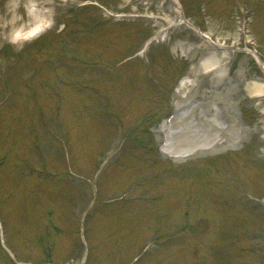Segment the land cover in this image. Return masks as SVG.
<instances>
[{"label": "rangeland", "instance_id": "rangeland-1", "mask_svg": "<svg viewBox=\"0 0 264 264\" xmlns=\"http://www.w3.org/2000/svg\"><path fill=\"white\" fill-rule=\"evenodd\" d=\"M92 1L100 2L103 7L91 6L86 2H82V0H0V78H6L7 74L10 73H19V68H23L25 65L20 63L23 56L27 58L28 63L31 62L34 65H31V68L28 69L30 72H26L30 75L40 65H52L53 61L51 59H53V56H51V53L58 55V51L61 49L60 42L56 40L58 39V32L63 30L64 17L70 15L76 17L80 12V8L84 12L79 19L73 22L72 20L69 21L70 30H94L90 28L94 24L82 28L85 24L84 16L94 17L92 22L100 20L113 23V28L110 27L113 30V38L111 36L109 38V35L99 34L94 39L79 38L80 35L68 38V49L77 58L68 57L67 60L69 66L74 68H76V62H86L78 56V52L87 57L89 55H101L97 57L98 60H101L99 64H106L105 52L111 38L113 39V55L111 54V58L122 59L127 56L133 50L134 45L141 43L138 39L131 40L130 34L132 36L136 35L137 32L142 31L141 28H145L148 32V29L154 27V23H149V26L141 21L132 22L131 19L123 17L122 14L133 11L158 13V11L165 8L163 0ZM188 2L193 5L197 4L196 0H188ZM190 8L191 5H188V10ZM201 8L199 11H194L193 15L195 16L193 18L198 19L200 27L204 31L210 33L216 40L225 42L226 45L237 42L235 38L237 23H235L233 17L236 10L235 5L227 4V0H202ZM108 10H112L113 15H110ZM38 13L45 17L52 16L54 24L39 38L34 51L31 53L25 51L28 54L18 56V61L15 64L12 54L19 55V50H22L27 42L31 40L14 43L12 33L19 27L29 26L28 24L37 19L36 14L38 15ZM246 13L252 19L250 35L247 32V29L249 30L248 23L247 29H245L247 37L251 41L254 40L250 43L258 50L264 65V0H255V6L253 7L246 6ZM129 26L135 27V29H131ZM186 30H188L187 41L191 45H197V48L192 46V49L188 51L187 48L174 46L173 41L175 39L173 37L169 41H163L158 46H154L155 48L153 47L154 49L148 53L147 58L146 56H140L132 64L125 63L119 66L117 64L120 63L113 62L112 90L113 102H117L116 106L108 96L96 97L98 98L97 104H102L100 113L97 112L98 114L94 115L96 117L111 115L113 135L116 136V138L113 136L114 144H119L126 133L131 134L135 142L148 143L141 151L135 150L138 147L136 144H129L131 150L117 152L125 155L127 160L133 157L132 153L140 154V156L143 153L145 155L149 153L150 159L146 158L149 160L142 164L138 159L133 158V164L136 163L137 167L132 178L136 179L141 172L143 173L142 177H145L144 184L135 189V195L141 194L142 200H136L139 203L137 205L139 208L137 212L128 215L126 226L122 230L119 241L114 240L116 237L113 238V241L110 238L113 231L109 228V223L112 221L108 214H96L98 215L96 224L91 222V225L88 226V222L86 223V230L84 231L83 228V234L87 248L92 249L97 256V259L91 261L88 258L87 264H126L135 256L141 245L150 240L152 235L159 237L163 234L167 238L174 227L181 229L177 231L178 233L176 232L175 236L177 237L170 235L163 247H152L141 258L140 263L134 264H264V95H254L256 91L253 84H251V80H248V77L260 71L262 72V68L251 53L233 49L228 52L207 50L205 48L207 42L200 40L193 30L189 28ZM238 43L242 44L243 47L246 44L243 39H240ZM50 45L53 47H49ZM157 47L161 51L158 52ZM162 47L164 48L162 49ZM208 54H217L216 56L222 60L223 67L229 72L228 78L226 76L218 77L216 74L206 76L202 73V65L199 63ZM62 55L60 54L58 57L62 59L65 56ZM54 63L58 64L60 60L58 61L55 57ZM14 64L15 69L13 70ZM43 68L44 72L41 75L38 73L35 80H43V83L48 80L50 89H53L54 85L50 82L53 76L50 77L47 66H43ZM102 68L103 66L100 70ZM56 71L63 75L64 67L60 65L56 68ZM81 71L85 74L86 69ZM75 72L79 73L77 69ZM188 74L190 76L195 75L201 80L198 79L197 85L194 86L192 93L189 95L191 100L196 102L194 103L196 105L195 115L191 114V117L198 116L201 121L204 118L200 112L201 109H205L204 112L208 116L211 115V117H214L215 113L220 110L221 112L217 116L222 121L236 125L234 131H240L239 134L236 133V135H240V141L234 143L231 140L225 143L222 146L223 148L199 152L189 159L173 160L158 149V143L162 140L160 126L166 113L173 111L174 107L177 106L179 93L173 89L175 80L179 76ZM97 84L106 89L107 81L101 78ZM31 87L29 96L33 97L36 88L33 85ZM76 94L78 93L76 92ZM36 96L35 103L33 100H31V104L29 100L20 99L18 103L16 102L7 107L5 114L0 116V144L4 145L6 150L11 146L30 150L32 157L36 160L38 168H35L37 171L52 169L51 172L58 181L60 174H64V171H58L60 167L62 168L60 156L57 153L56 158V154L50 149L49 145L52 140L54 142L57 140L60 143L63 140L61 133L59 134L61 127L60 109L56 114L57 105H61L62 102L46 98L45 93L42 98L39 97L37 92ZM51 104L52 109L55 110V116L51 114L52 109L50 111L52 119L42 112L43 105L48 106ZM116 108L121 113H116ZM75 109V112L78 111V108L75 107ZM80 113L81 110L79 109L78 114ZM114 113L117 114V117L114 116ZM144 113L150 114L146 125L147 130L146 128H132ZM78 114L75 113L72 117L69 114L68 117L64 114V120L67 124L64 133L69 140L65 142V147L67 148V157L70 158L71 163L75 157H79L80 152L83 153L82 149L91 146V142L102 143L103 140L98 139L99 135L97 134L108 131L104 128L101 129L99 126H94L96 124L93 121L87 124L82 119L79 120L81 125L82 121H85L83 126L80 125V122L78 123V119H75L78 123L76 127L77 123L73 124L72 118L77 117ZM50 120H52V124L49 123ZM116 121L120 126L114 123ZM124 126H126L125 129ZM8 133H11V135L6 142L5 139ZM12 134H14V137L10 141ZM40 135H42V140ZM231 135L232 133L226 134L228 138H232ZM234 137L237 136L234 135ZM39 143L45 145L44 148L46 147V153L48 152L54 162L53 165H44L45 158L39 149ZM57 147L58 144H55L54 149L56 151ZM115 148L113 145V150ZM89 151L90 149H87L85 155ZM92 156L95 158L96 165L102 157V152ZM21 158H25L24 153ZM13 161H15L16 166L22 168L24 166L22 162L8 160L6 163L8 168L0 173V176H3L8 171L9 177L4 180V184L7 186L5 191L8 192L10 197L7 206L0 199V225L3 232V246L21 261L33 262L35 260V264H52L47 261L49 257H52L58 264H81L80 260L83 256L84 245L81 242L74 241V237L79 235L78 219L81 217L82 209L88 205L83 206L81 203H86L88 200L90 202L93 193L88 196L86 188H82L78 192L76 186H81V183H79V179H74L75 175L69 178L65 177L62 188L51 186L44 183L43 180L40 185V187L42 186L41 189L37 190L33 183L24 182V179L22 182L21 180L17 181L14 171H12L14 168L17 172V167H14ZM26 164L27 166H33V164L29 165L28 162ZM27 166H24V168L31 170V167ZM69 167L72 172L79 173L77 163H72ZM81 168L87 171L86 166L82 164ZM128 169V167L119 168V176H127ZM112 173L109 172L106 177L108 178ZM175 174H177V177L181 175L182 178L173 177ZM190 174L194 176L192 184L201 186L197 191L191 190L189 187L191 182L184 179ZM212 184L213 187H210ZM73 186L75 187L73 188ZM167 190L170 193H166ZM54 191L56 192L54 197L47 194ZM117 192L119 191L116 190L114 194ZM7 196L5 194V198ZM193 198L200 201L197 209L203 208L202 210H204L206 208V210L213 209L215 211L213 218H211L212 221L206 223L208 227L205 235L198 236V239L193 231L188 233L184 219L185 214H180V210L185 208L183 201L192 200ZM41 199L57 200L54 205L61 207L62 213L57 221L61 223L59 225L61 229L55 230L54 237L53 228L46 227L45 233L42 235L40 222L33 224L34 218L39 220L40 208L43 207V204L40 203ZM181 202H183L182 206L184 208L181 207ZM46 204L50 205L47 202ZM174 204L177 205L174 206ZM161 207L166 209L164 218L159 214ZM10 210L16 213L17 216L19 212V214L26 217L24 226L29 232L25 231V239L19 226L18 217L12 215ZM173 210H175V213ZM93 212H90V216L93 215ZM51 214V212H46L43 215L49 223ZM105 215L108 216H106L107 219ZM75 220H77L76 224L74 223ZM196 220L203 223L205 219L202 218L199 221L198 218ZM121 223L122 220L113 219V224H116L113 226L114 230H117L119 228L117 224ZM24 226L22 227L24 228ZM102 230H104L105 237L101 234ZM41 235L48 240L54 238V243L51 245V242L40 243L37 240L38 245H36L34 240L36 237L40 239ZM26 240L33 245L36 252L32 247H29ZM97 240L104 242L108 249L112 251L115 249L113 255L112 253L111 256L104 253L101 257L99 256L101 260L99 261L98 255L101 246L94 245ZM0 262L14 264L10 256L6 253L3 254L1 251Z\"/></svg>", "mask_w": 264, "mask_h": 264}, {"label": "bare ground", "instance_id": "bare-ground-1", "mask_svg": "<svg viewBox=\"0 0 264 264\" xmlns=\"http://www.w3.org/2000/svg\"><path fill=\"white\" fill-rule=\"evenodd\" d=\"M214 62H206L205 66L210 67ZM256 92L261 91L262 85L255 84ZM188 114V111L180 113L178 117L174 119V125L172 123V141L171 147L174 150H186L189 146L195 144H202L207 142H214L219 135L224 132L223 129L227 128L224 125H220L217 119H209V124L206 125L202 120V123H194L191 120L183 122L182 126H178V122L183 120ZM218 123H216V121Z\"/></svg>", "mask_w": 264, "mask_h": 264}]
</instances>
